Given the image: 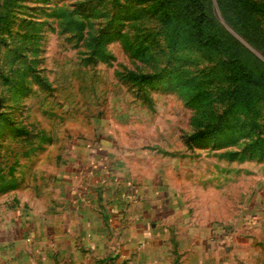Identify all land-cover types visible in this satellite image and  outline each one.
<instances>
[{"label": "rangeland", "instance_id": "1", "mask_svg": "<svg viewBox=\"0 0 264 264\" xmlns=\"http://www.w3.org/2000/svg\"><path fill=\"white\" fill-rule=\"evenodd\" d=\"M196 3L200 33L191 0H0V226L89 149L165 185L176 242L264 264V0Z\"/></svg>", "mask_w": 264, "mask_h": 264}, {"label": "crops", "instance_id": "2", "mask_svg": "<svg viewBox=\"0 0 264 264\" xmlns=\"http://www.w3.org/2000/svg\"><path fill=\"white\" fill-rule=\"evenodd\" d=\"M86 153L72 151L54 196L28 224L7 215L17 224L0 226V264H248L217 262L215 242H176L178 204L165 198V185Z\"/></svg>", "mask_w": 264, "mask_h": 264}, {"label": "trees", "instance_id": "3", "mask_svg": "<svg viewBox=\"0 0 264 264\" xmlns=\"http://www.w3.org/2000/svg\"><path fill=\"white\" fill-rule=\"evenodd\" d=\"M191 1L194 2V5L199 6L198 11L200 14L197 15L193 20L196 24V28H197L198 32L200 33L201 28L203 27L204 21H205V18H204L203 12H202V7H201L200 3H196V0H191ZM206 44H209L210 46L215 47V48H220L221 42H220V39H218L216 36L209 34V35H207ZM233 61H234V64L236 66H239L241 69L243 68V64L239 60L235 59ZM244 78L246 79V81L248 83H253L254 81L264 83V74L257 77V78H254L253 76H251L250 74L247 73V75L244 76ZM199 139H200V136L195 138V140H199Z\"/></svg>", "mask_w": 264, "mask_h": 264}]
</instances>
